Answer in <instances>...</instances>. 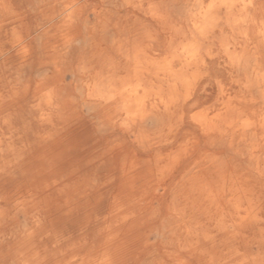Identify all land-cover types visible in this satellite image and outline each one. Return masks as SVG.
<instances>
[{
	"label": "bare ground",
	"instance_id": "6f19581e",
	"mask_svg": "<svg viewBox=\"0 0 264 264\" xmlns=\"http://www.w3.org/2000/svg\"><path fill=\"white\" fill-rule=\"evenodd\" d=\"M0 199V264H264V0H0Z\"/></svg>",
	"mask_w": 264,
	"mask_h": 264
},
{
	"label": "rangeland",
	"instance_id": "374dc122",
	"mask_svg": "<svg viewBox=\"0 0 264 264\" xmlns=\"http://www.w3.org/2000/svg\"><path fill=\"white\" fill-rule=\"evenodd\" d=\"M46 30H48V29H46ZM114 31L112 30L111 31V33H113ZM99 60V61H98ZM101 60L102 59H96V58H94L93 59V66H94V69H93V71H92V74L94 73V74H97V73H101L102 72V67H101ZM93 78H92V83H93V79L96 77V76H92ZM96 79V78H95ZM90 87H91V85H90ZM93 87V86H92ZM91 87V88H92ZM8 88H6L5 89V93H6V95L5 96H7V94L9 95L10 93H9V91H11V89H8ZM166 162H168V161H164L162 164H160V166H163V165H165L166 164ZM260 165H263V162L261 161L260 162ZM186 171V169L184 170V172ZM184 174V173H183ZM182 174V175H183ZM181 175V176H182ZM181 176L180 177H178V179L176 180V183L181 179ZM175 183V184H176ZM150 186H149V184H146V185H143V187H142V189H140L138 192H137V197H141V195H143L144 194V192L146 191H148V188H149ZM121 190L122 189H116V190H113L112 191V194H111V197L109 198V201L108 202H119L120 200L119 199H117V197H119V193H121ZM111 193V192H110ZM121 195V194H120ZM0 202H12L11 200L9 201V200H1L0 199ZM140 202H142L141 200H140ZM170 215H172V213H170L169 214V216ZM168 216V215H167ZM167 216L166 217H164V219L162 218V221H165L166 219L165 218H167ZM164 223H166V222H164ZM168 248H161V249H159V252H158V254L159 255H156V256H158V257H162V258H164L165 257V253L163 254V255H161L162 254V251H165V250H167ZM168 250H172V249H168Z\"/></svg>",
	"mask_w": 264,
	"mask_h": 264
},
{
	"label": "crops",
	"instance_id": "0c3cea01",
	"mask_svg": "<svg viewBox=\"0 0 264 264\" xmlns=\"http://www.w3.org/2000/svg\"><path fill=\"white\" fill-rule=\"evenodd\" d=\"M162 45H163V47H165L166 42L163 43ZM163 55H164V51H156L155 54H154V53H150V56H151V57H155V58H157V59L161 58Z\"/></svg>",
	"mask_w": 264,
	"mask_h": 264
}]
</instances>
